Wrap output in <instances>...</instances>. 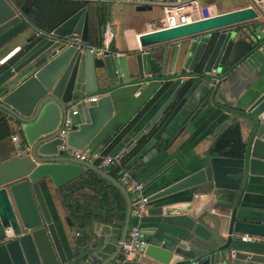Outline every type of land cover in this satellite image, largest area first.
I'll return each mask as SVG.
<instances>
[{
	"label": "water",
	"instance_id": "1",
	"mask_svg": "<svg viewBox=\"0 0 264 264\" xmlns=\"http://www.w3.org/2000/svg\"><path fill=\"white\" fill-rule=\"evenodd\" d=\"M248 1L247 7L144 32L135 49L95 54L101 47L87 42L85 8L44 31L33 27L10 0H0V123L9 121L18 128L26 151L0 162V264L66 263L40 182L46 180L56 189L81 174L82 167L109 181L125 201L119 234L112 240V230L101 224L100 234L105 237L94 238L81 253L85 263L87 259L96 264L125 263L121 243L136 223L146 240L143 256L156 264H264V255L232 247L234 208L221 244L201 221L218 202L220 190L237 191L249 176L264 177V86L245 110L246 141L239 157L210 154L185 170L167 169L164 163L143 180L147 189L143 203L132 202L127 189L103 169L57 150L61 143L57 132L65 116L71 120L65 143L84 149L110 114L108 93L117 87L143 88L150 81L169 80L167 55L171 53L172 60L185 46L182 66L194 73L192 84L182 92L180 82L137 135L121 139L122 155H128L124 168L141 173L151 169L176 135L177 131L170 135L171 127L196 85L202 78L225 76L243 57L224 69L230 52L240 45L235 37L243 22L260 12L256 4L260 0ZM149 9L147 5L136 8ZM75 36L77 42L72 40ZM211 69L215 75L209 73ZM91 93L99 99L84 102ZM139 204L143 209L137 208ZM64 221L70 224L67 217Z\"/></svg>",
	"mask_w": 264,
	"mask_h": 264
},
{
	"label": "crops",
	"instance_id": "2",
	"mask_svg": "<svg viewBox=\"0 0 264 264\" xmlns=\"http://www.w3.org/2000/svg\"><path fill=\"white\" fill-rule=\"evenodd\" d=\"M86 1L84 8L88 13L87 42L91 46L100 43L102 50L121 53L135 49L139 47L140 34L158 29L164 23V16L158 5H151L149 10L137 11V5L114 0ZM199 3L206 7L209 16L250 6L248 0H199ZM256 4L260 12H256L254 18L243 22L242 29L235 37L239 39L240 45L228 55L224 69L243 57L225 76H219L216 85L211 86L209 78L201 79L186 99L181 115L176 118V124L171 127L170 135L177 131L176 135L170 140L166 150L158 155L159 159L154 166L142 173L140 170L132 172L126 170L134 182L143 183L154 169L164 163L168 164L167 169L185 170L194 167L210 154L216 155L211 151L214 152L217 140H224L227 137L224 134L226 129L236 128L240 143H245L247 133L245 122L248 116L245 110L257 90L264 86V44L261 45L258 32L259 24L264 21V0L256 1ZM185 53L186 47L182 46L172 60L171 53L167 55L166 67L170 63L171 66L165 75L169 80L150 81L141 87L142 89L137 88L138 86H122L110 91L108 93L110 114L80 151L88 155L97 153L122 155L125 148L121 139L137 135L180 82H183L182 92L192 84L195 79L194 73L187 72L182 66ZM144 75L149 76V73ZM90 95L96 96V100L100 97L97 93ZM11 135L21 139L18 128L6 121L4 138L8 148H4V161L14 157ZM82 169L84 172L86 167ZM103 170L107 173L105 169ZM40 187L66 255V263H73L81 253L88 250L94 238L105 237L100 234L101 224L109 226L112 230L110 238L115 240L113 224L92 222L89 236H83L82 230L74 229L71 222L67 225L64 221L67 215L58 200L55 188L46 180L40 182ZM83 191L89 192V198L92 196L89 190ZM146 192L147 189L143 186V193ZM88 200L86 197L83 204L97 213L102 212L96 197L89 200V203ZM232 208L235 209L232 247L264 255V177L249 176L245 182H241L237 191H219L218 202H214L208 214L201 217L202 223L212 232L217 244L225 240ZM243 233L257 239L252 242H241L238 237ZM80 257L75 264H96L91 259H87L89 263H85ZM123 264L156 263L143 256L135 262ZM230 264L258 263L232 261Z\"/></svg>",
	"mask_w": 264,
	"mask_h": 264
},
{
	"label": "trees",
	"instance_id": "3",
	"mask_svg": "<svg viewBox=\"0 0 264 264\" xmlns=\"http://www.w3.org/2000/svg\"><path fill=\"white\" fill-rule=\"evenodd\" d=\"M13 6L28 22L38 30L51 31L77 10L84 8L86 0H10ZM198 70V69H197ZM227 137L217 140L212 153L217 156L239 157L244 145L240 143L236 128L226 129ZM4 123H0V162L4 161ZM104 154V153H101ZM128 155H122L119 164L105 168L107 174L116 179L120 171L126 170ZM83 190H89L91 197ZM58 200L65 210L71 225L82 230L83 236H89L92 222H102L115 226V235L119 234L125 213V201L120 191L95 171L86 168L84 172L55 189ZM96 197L102 212L88 208L83 201ZM89 200L87 203H89ZM70 264V263H69Z\"/></svg>",
	"mask_w": 264,
	"mask_h": 264
},
{
	"label": "built area",
	"instance_id": "4",
	"mask_svg": "<svg viewBox=\"0 0 264 264\" xmlns=\"http://www.w3.org/2000/svg\"><path fill=\"white\" fill-rule=\"evenodd\" d=\"M122 3L134 4L137 6H151L158 5L164 16V23L160 28H172L179 25L187 24L190 22L198 21L207 18V9L205 6L199 3V0H114ZM259 36L261 39V45L264 44V21L259 24ZM50 34V33H49ZM73 41L77 42L78 37L75 36ZM102 49L97 51L95 54H100ZM211 75H215L214 69L209 71ZM185 77V76H183ZM210 85L214 86L218 82L217 77H211ZM96 96H90L84 98V102H94ZM71 111V114H74ZM71 128V120L68 116H65L61 128L57 132V137L61 140V143L57 145V150L62 151L65 157L73 158L79 161H86L94 164L98 168L105 169L109 167H114L119 164L121 154H93L88 155L87 153L73 149L65 143V137ZM10 140L12 142L13 148L15 150L14 156H21L26 153L22 148V142L15 135H11ZM117 181L124 186L131 198L132 202L143 203L145 201V194L143 193L142 183L134 182L129 173L126 170L120 171ZM138 209H143V205H137ZM238 239L241 242H252L257 238L243 233L239 235ZM146 245V240L141 233L140 228L137 225H131L127 231L124 241L121 243V260L123 262H135L141 257H143V249ZM233 254V251H230ZM67 264V263H65ZM200 264V263H193Z\"/></svg>",
	"mask_w": 264,
	"mask_h": 264
}]
</instances>
